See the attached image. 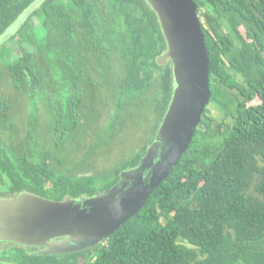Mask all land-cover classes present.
Instances as JSON below:
<instances>
[{
    "label": "trees",
    "instance_id": "obj_1",
    "mask_svg": "<svg viewBox=\"0 0 264 264\" xmlns=\"http://www.w3.org/2000/svg\"><path fill=\"white\" fill-rule=\"evenodd\" d=\"M35 1L0 0V36ZM194 1L208 24L201 25L211 96L179 164L103 243L63 256L8 249L2 258L18 264H264V0ZM11 37L15 48L0 53V79L9 77L29 98L31 114L11 117L10 104L0 98V169H13L22 182L27 171L25 188L56 201L114 186L144 156L172 98V66L156 61L166 50L156 14L145 0H42ZM148 117L152 125L140 152L128 153L106 176L55 171L61 156H53V148L67 151L73 141L65 157L81 172L99 160L101 143Z\"/></svg>",
    "mask_w": 264,
    "mask_h": 264
},
{
    "label": "water",
    "instance_id": "obj_2",
    "mask_svg": "<svg viewBox=\"0 0 264 264\" xmlns=\"http://www.w3.org/2000/svg\"><path fill=\"white\" fill-rule=\"evenodd\" d=\"M41 2L35 1L0 36V45ZM145 2L156 14L166 41V50L156 61L172 66L173 92L144 156L136 166L123 170L114 186L92 196L55 201L22 192L0 197V242L39 247V255L72 253L101 244L145 206L189 150L211 96L210 59L198 5L194 0Z\"/></svg>",
    "mask_w": 264,
    "mask_h": 264
},
{
    "label": "rangeland",
    "instance_id": "obj_3",
    "mask_svg": "<svg viewBox=\"0 0 264 264\" xmlns=\"http://www.w3.org/2000/svg\"><path fill=\"white\" fill-rule=\"evenodd\" d=\"M199 19H200L201 24H204L206 27L208 26L207 22H205V18L199 17ZM25 101L26 100L23 99L22 103H24ZM14 105H15V108H17L18 110L19 116H21L23 114L26 115V112L28 111V107L30 106V103L29 101H26L25 104H22V106H20V101H16ZM209 108L211 110L212 115L216 119L221 120L222 117L220 113L218 112V110L216 109V107L211 105L209 106ZM44 114H45L44 110L41 107L38 112L40 124L45 122ZM149 125H152V119L150 117H148L147 120H145L144 118V123L141 121H137L134 123L128 122L127 125L122 129V132H120L118 139L108 140V142L105 144L101 143L100 146H102V148L98 151L99 154L101 155L99 160H97L93 165L83 166L85 167V169L81 172L79 170H75V169H78L77 167L75 169L72 167V163H74L73 160L75 161L74 158L72 160V158L65 157V153L68 156V152L70 153L71 150L73 149L74 147L72 145L73 141L70 142V144H67L68 149H66L67 151L65 150L62 151L64 153H62L60 149L58 150V153H56L57 151H55V149L53 148L52 155L54 156L55 154V156L56 155L58 156L60 154L61 156V161L56 164V168H61L60 164L61 162H63V165H62L63 168L61 169L73 168L75 172L73 171H70V172H73L74 175L76 176H80V175H90L91 176V175H96V174L106 176L107 172H110L111 170L115 169L117 165L119 164V162L128 153L129 155L133 153L135 155L136 153L140 152V148L144 144L143 141L147 140V136H148L147 131H148V128L150 127ZM91 134L93 136L98 137L96 134H94V131L92 130H91ZM81 140L82 139L77 140V141H81ZM89 144L90 143H87V145ZM81 155H82V152L78 153L77 157L80 158Z\"/></svg>",
    "mask_w": 264,
    "mask_h": 264
},
{
    "label": "flooded vegetation",
    "instance_id": "obj_4",
    "mask_svg": "<svg viewBox=\"0 0 264 264\" xmlns=\"http://www.w3.org/2000/svg\"><path fill=\"white\" fill-rule=\"evenodd\" d=\"M35 23V28H39L40 26V23L39 21L35 20L34 21ZM100 32V31H99ZM101 34V33H100ZM40 38L43 39V37L45 36V33H40ZM15 44H16V41L15 39H12L9 38L7 41H5L4 43H2L0 45V53L2 51V49L6 46L8 49L10 50H14L15 48ZM4 71V70H3ZM6 76L8 75L6 72H5ZM10 80V81H9ZM0 98H6L7 100V104H10V107H11V112H8L10 113L11 117L14 116V111H15V114H16V118L17 120H22V119H26L27 120V116H29L31 113V102L29 100V98L25 97L22 95L21 92H18L14 89L13 87V84L11 83V79H3L2 80L0 79ZM15 98V99H14ZM23 99H25L26 101H29L30 103V109L28 107V111L26 112V115H21L19 116L18 114V110L17 108H15V103L16 101H20V106H22V104H25L26 101L24 103H22ZM19 105V104H18ZM43 108L44 110V113H45V105L43 104H40L39 105V110L40 108ZM38 116V115H37ZM44 117H46V115L44 114ZM63 171V174L64 176H71L70 173L73 175V176H76L74 175L73 172H70L68 169H61V168H55V171L57 172H60V171ZM24 172V175H23V182L21 181V176L20 174H15L14 170L13 169H0V197H15L17 195H19L20 193L22 192H29L31 193L27 188H25V186H27L28 182H29V176H28V172L23 170L22 173ZM66 172H69V173H66ZM71 176V177H73ZM44 188L45 189H50L51 186L49 183L47 184H44ZM16 189L20 190V193L18 192V194L16 192H14ZM72 192V190H71ZM34 194V193H33ZM47 198V197H45ZM49 199V198H48ZM56 201V200H55ZM8 249H18L19 251H23L24 253H26L27 255H32V254H36V255H39L37 254L36 252H38L40 250L39 247H33V246H24V245H20V244H16V243H13V242H7V241H4V242H0V252H5L6 250ZM87 250V249H86ZM82 251H85V250H82ZM76 252H81V251H75V252H72V253H76ZM72 253H66V254H50V255H39V256H63V255H67V254H72ZM0 261H4V262H9V263H13V264H18L17 262L13 261L12 258H2L1 254H0ZM47 263H51V262H47Z\"/></svg>",
    "mask_w": 264,
    "mask_h": 264
}]
</instances>
